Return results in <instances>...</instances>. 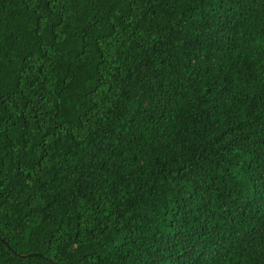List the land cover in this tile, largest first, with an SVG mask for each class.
I'll return each mask as SVG.
<instances>
[{"label": "trees", "instance_id": "obj_1", "mask_svg": "<svg viewBox=\"0 0 264 264\" xmlns=\"http://www.w3.org/2000/svg\"><path fill=\"white\" fill-rule=\"evenodd\" d=\"M0 240L264 264V0H0Z\"/></svg>", "mask_w": 264, "mask_h": 264}, {"label": "snow or ice", "instance_id": "obj_2", "mask_svg": "<svg viewBox=\"0 0 264 264\" xmlns=\"http://www.w3.org/2000/svg\"><path fill=\"white\" fill-rule=\"evenodd\" d=\"M44 2L49 8H51L53 4H58L60 0H44ZM253 123H255V120H253ZM249 127H252V125H249ZM73 242H77L75 238L73 239ZM254 242L255 236H251L247 240L241 242V247H243L244 244H252ZM0 243H2V240H0ZM262 255H264V253H262Z\"/></svg>", "mask_w": 264, "mask_h": 264}, {"label": "water", "instance_id": "obj_3", "mask_svg": "<svg viewBox=\"0 0 264 264\" xmlns=\"http://www.w3.org/2000/svg\"><path fill=\"white\" fill-rule=\"evenodd\" d=\"M5 243V245L7 246V248H9L10 249V247L8 246V244H7V242H4ZM11 250V249H10ZM33 253H30V254H24V255H22V256H27V255H32Z\"/></svg>", "mask_w": 264, "mask_h": 264}]
</instances>
